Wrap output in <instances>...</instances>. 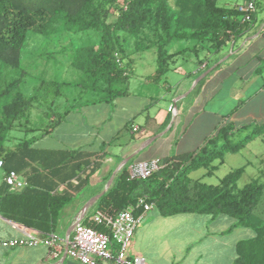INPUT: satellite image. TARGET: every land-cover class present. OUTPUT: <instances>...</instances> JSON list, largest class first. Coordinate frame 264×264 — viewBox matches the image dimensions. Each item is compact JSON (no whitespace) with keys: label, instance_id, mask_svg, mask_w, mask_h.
<instances>
[{"label":"trees","instance_id":"obj_1","mask_svg":"<svg viewBox=\"0 0 264 264\" xmlns=\"http://www.w3.org/2000/svg\"><path fill=\"white\" fill-rule=\"evenodd\" d=\"M243 1L248 0H0V160L6 171L29 169V184L23 190L11 191L7 184L0 190V213L15 223L42 232L55 231L60 209L73 198L70 193L72 180L85 183L100 166L96 162L86 178L81 179V173L90 168L92 161H79L80 151L37 149L29 139H20L12 147L7 145L12 130L42 128L28 126L32 109L42 108L36 105L39 101L50 96L53 98L50 102H55L60 97H67L65 92L72 96V103L64 106V114L55 103L53 112H45L55 120L53 126L70 110L90 103L111 102L115 97L127 94L129 63H123L119 54L124 52L122 43L129 35L136 38L137 50L155 49L156 70L151 78L158 83L165 81L172 62L181 53L188 51L200 55L205 52L208 58L221 52L253 26L255 12L247 18L236 7ZM111 14L116 15L114 21L109 20ZM31 32L49 40L65 33H97L96 42L72 46L69 50L71 66L81 72L77 82L42 79L33 95L27 96L22 91L26 69L21 53ZM181 42L191 45L170 52L173 45ZM64 50L67 49L64 47L60 51ZM71 86L75 87V94L69 90ZM52 106L49 104V109ZM250 124H253V130L232 143L231 137ZM261 133H264V121L241 126L229 122L198 150L166 157L167 165L146 179H129L125 165L112 186L99 198L96 208L121 210L144 197L153 202L163 216L226 214L234 218L233 228L239 226L254 231L253 236L238 241L233 264H264V207L259 208L264 201V181L253 179L239 187L238 180L245 166L230 171L218 184H208L190 176L193 170L201 167L208 168L207 174H210L211 169L216 168L212 165L215 159L221 160L227 152L239 151ZM49 160L55 163L58 172L74 167L72 172L68 170L63 181L67 183V191L51 193L50 188L36 187L34 175L48 171ZM141 210L138 208L135 213L139 214ZM84 221L90 224V219Z\"/></svg>","mask_w":264,"mask_h":264},{"label":"crops","instance_id":"obj_2","mask_svg":"<svg viewBox=\"0 0 264 264\" xmlns=\"http://www.w3.org/2000/svg\"><path fill=\"white\" fill-rule=\"evenodd\" d=\"M257 5H264V0H256L253 26L239 39L231 41L221 52L211 54L203 64L202 60H197L196 70L184 71L177 67L178 57H175L162 86L165 89L162 94L164 103H174V117L166 105L160 106L158 100L152 104L154 95L159 96L160 92L151 90L150 87L158 82L153 81L152 74L141 71L137 73L138 78L135 80L140 83L141 88L132 90L128 82V93L115 97L111 102L82 105L65 113V117L56 125L52 126L55 120L50 118L46 127L25 132L26 136L21 139H29L34 148L80 151L82 157L79 161L91 160L92 165L81 173V179L86 178L96 162L100 166L86 178L88 180L85 183L80 184L79 179L72 180L70 193L73 198L60 209L55 231L42 232L15 223L0 213V264H82L67 253L68 229L80 217L85 203L105 189L113 174L115 180L123 168L115 173L120 162L152 136L167 129L162 136L136 154L127 166L137 160L154 158L165 163L164 159L173 154L198 150L224 124L219 116L226 115L221 112L225 111L224 103L228 101L239 102L230 110V122L246 124L264 121V64H261L264 61V10L260 11ZM132 56L134 65L142 57L141 52ZM211 67V71L204 77L207 79L204 81L202 78V84L199 86L200 80L195 85L199 74ZM152 69L155 72L156 67ZM173 70L175 73L169 77L168 73ZM65 111L66 109L61 110L63 114ZM172 120V126L168 129ZM134 126L138 129L133 130ZM54 164L49 160L48 171L37 167L43 173L34 175V183L36 187L52 189L51 193H62L68 190L67 183L63 181L68 170L72 172L74 167L58 172ZM27 171L17 172L28 180L29 169ZM6 172L5 167H0V190L6 186ZM77 185L80 188L75 189ZM97 201L88 207L83 220L90 219L97 210ZM154 209L156 208L147 211L137 225L128 248L129 258L141 256L146 264H161L157 257L160 255L151 245L160 244L168 238L169 230L163 220L181 215L189 225L179 233L183 243L187 245L178 250V259L171 254L165 264L234 263L237 257L236 245L238 241L245 239L242 235L247 232L244 231L246 227L233 228L235 220L231 216L200 213L163 216L157 209V212L150 215ZM52 233L59 238L60 250L56 255H51L50 247L45 242L19 243L31 235L44 239ZM71 235L72 233L70 237ZM11 241L15 244H10Z\"/></svg>","mask_w":264,"mask_h":264},{"label":"rangeland","instance_id":"obj_3","mask_svg":"<svg viewBox=\"0 0 264 264\" xmlns=\"http://www.w3.org/2000/svg\"><path fill=\"white\" fill-rule=\"evenodd\" d=\"M122 1V0H120ZM225 2V0H223ZM258 9L260 11L264 10V5H257ZM116 19L115 14H111L109 16L110 21H114ZM127 40H125L122 44L124 47V52L119 54V57L122 58L125 64L129 63L128 67V74H129V80L130 82V89H139L141 86L140 83H136L135 80L138 78L137 73L143 71L148 72L149 74H154V70L152 68L156 67V52L154 48H147V49H140L137 50L135 39L131 35L127 36ZM98 38V35L96 32H92L91 35L89 34H69L65 33L63 35H58L54 37L53 40H49V38H43L39 36L36 33H29L28 40L25 44V46L22 49L21 53V59H22V65L26 69V73L24 74V80L21 84L22 91L27 95L31 96L33 95L37 88L40 86L41 80H51L53 78H57L59 80H66L71 81L73 83L77 82L81 77V72L71 66L69 59H68V53L69 50L72 48V46H81L90 42H96ZM146 41V38L144 39ZM148 41H146L147 43ZM145 43V44H146ZM181 42V44L173 45L170 49V52L174 53L177 51H181L184 49L187 45H191L190 42ZM183 44V45H182ZM66 48L67 50H64L63 52L60 51L63 48ZM184 47V48H183ZM141 52V58L140 60L136 61V64L134 65V58L133 54H137ZM205 52H201L200 55H195V53L191 52H183L180 55H178V62L176 64L177 67L183 68L184 71H194L198 68V61H201V64H203V61L207 58L205 57ZM211 56V55H210ZM199 58V59H198ZM261 64H264V61L261 62ZM264 68V67H263ZM130 71V72H129ZM205 72V71H204ZM202 72L199 74L198 78L203 75ZM175 72L170 71L168 73V76L170 77ZM197 78V79H198ZM207 79L204 78V81ZM164 85V80L159 84H152L150 87L151 90L159 91V96L155 94V98L153 99L152 104H155V101L158 100L161 105L160 106H167L169 111H171L172 116L174 117L175 111L173 108L174 103L165 104L162 94L164 93V88L162 87ZM128 86V85H127ZM149 89V91H150ZM70 91L75 94L77 91L74 86H71L69 88ZM67 94V97H60L55 102H50L51 98L48 96L47 100H41L36 105L42 108H33L31 111V120L28 126H47L50 118L45 115L46 111H52L56 108L55 105L58 107L57 109H61L62 111L66 109L67 106H69L71 101V95L69 92H65ZM157 93V92H155ZM55 103V105H53ZM62 103V104H61ZM218 103H220L218 101ZM217 103V104H218ZM237 102L228 101L227 103H224L225 111H222L221 113L226 115L219 116V119L222 120V124L226 125L230 122L231 114L230 110L231 108H234ZM49 104L53 107L52 109H49ZM223 104V101L222 103ZM63 106V107H61ZM64 106H66L64 108ZM179 112H180V106H179ZM253 123V122H252ZM245 123L237 122V126L244 125ZM254 126L253 124H250L248 127H243L240 129L238 133L233 135L231 137L232 143H237L241 139H243L246 134L253 130ZM24 129L22 130H12L10 132V137H14V139H10L7 141V145H15L21 138L25 137L26 134ZM125 135V134H124ZM122 138V137H121ZM222 140L218 143V145H221ZM211 146H213V143H211ZM137 160V159H134ZM222 160V162H221ZM215 159L212 165H215L216 168L211 169V173L207 174L208 168L201 167L196 170H193L190 173V176L193 178H200L202 181L208 183V184H218L220 179L225 176L230 171L245 166V171L243 172L241 178L238 180V186L242 187L246 183L250 182L253 179H259L260 181H264V133H261L260 135L256 136L252 141H250L245 147L240 149L237 152H227L223 159ZM211 167V166H210ZM260 203L259 208L262 209L264 207V201ZM157 212L156 209H154L150 215H153V213ZM149 219H151L150 216H148ZM229 217V216H227ZM234 220V218H232ZM166 223V228L169 230V235L167 240H162L160 244L153 243L152 249L154 251H157L160 256H157L159 258V261L161 264H165L169 258L170 255H174L178 259V250L181 249V246L187 245V243H183V240L181 238V235L179 234L181 231L185 230L186 227L189 225L184 222L183 216H175L170 219L163 220ZM247 232L245 235H242V238H249L254 235V231L251 228H245L244 230ZM162 248V250H160ZM162 251V252H161Z\"/></svg>","mask_w":264,"mask_h":264},{"label":"built area","instance_id":"obj_4","mask_svg":"<svg viewBox=\"0 0 264 264\" xmlns=\"http://www.w3.org/2000/svg\"><path fill=\"white\" fill-rule=\"evenodd\" d=\"M237 9L250 18L255 11L254 0L239 2ZM138 127L134 126L133 130ZM3 161L0 160V167ZM167 164L160 159L137 160L128 165L129 179H146ZM4 181L11 191L17 192L28 186V180L16 170L5 173ZM154 207L153 202L146 198L138 199L135 205H130L121 210H96L90 217V224L83 219L78 222L68 241V255L82 264H146L141 256L128 257V248L134 236L137 225L143 219L145 213ZM142 208L139 214L136 210ZM96 226L103 227L104 230ZM45 242L50 247L51 255H56L59 249V238L55 234H49L44 239L29 236L19 241L20 244H34ZM14 245L15 242L11 241Z\"/></svg>","mask_w":264,"mask_h":264},{"label":"water","instance_id":"obj_5","mask_svg":"<svg viewBox=\"0 0 264 264\" xmlns=\"http://www.w3.org/2000/svg\"><path fill=\"white\" fill-rule=\"evenodd\" d=\"M213 67H211L210 69H208L207 71H205L204 73H203V75L201 76V77H199L197 80H196V82H195V85L200 81V80H202V78H204L210 71H211V69H212ZM172 123H173V120H172V122L169 124V126H168V129L172 126ZM167 130V129H166ZM166 130L165 131H163V132H161V133H158V134H156V135H154V136H152L151 138H149L147 141H145V143H143V145L140 147V148H138L134 153H132V154H130V155H128L127 157H125L121 162H120V164H119V166H118V168L116 169V171H115V173L118 171V170H120L123 166H125L136 154H138L142 149H144L147 145H149L151 142H153L156 138H158V137H160V136H162L165 132H166ZM114 174L112 175V177L110 178V180L108 181V183H107V185H106V187H105V189L101 192V193H99L98 195H96L95 197H93V198H91V199H89L86 203H85V205L83 206V208H82V211H81V215H80V217L71 225V227L68 229V236H67V241H69V237H70V234L72 233V231H73V229H74V227H75V225L78 223V222H80L81 220H82V218L84 217V215H85V213H86V211H87V209H88V207L91 205V204H93V203H95L111 186H112V184H113V181H114ZM67 250H68V247H67Z\"/></svg>","mask_w":264,"mask_h":264}]
</instances>
